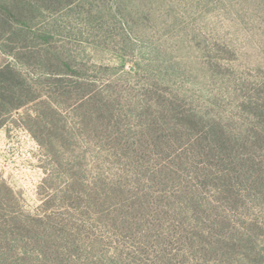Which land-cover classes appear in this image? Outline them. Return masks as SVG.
Listing matches in <instances>:
<instances>
[{"label": "rangeland", "instance_id": "obj_1", "mask_svg": "<svg viewBox=\"0 0 264 264\" xmlns=\"http://www.w3.org/2000/svg\"><path fill=\"white\" fill-rule=\"evenodd\" d=\"M138 258L264 263V0H0V264Z\"/></svg>", "mask_w": 264, "mask_h": 264}, {"label": "trees", "instance_id": "obj_2", "mask_svg": "<svg viewBox=\"0 0 264 264\" xmlns=\"http://www.w3.org/2000/svg\"><path fill=\"white\" fill-rule=\"evenodd\" d=\"M140 262L142 263V260H140V259L138 258V264H139ZM184 263H185V262H184ZM263 264H264V263H263Z\"/></svg>", "mask_w": 264, "mask_h": 264}]
</instances>
